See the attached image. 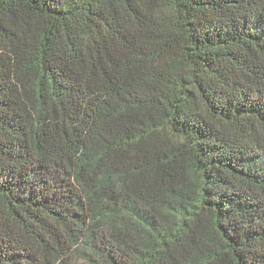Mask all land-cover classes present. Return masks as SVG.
Wrapping results in <instances>:
<instances>
[{"label": "trees", "instance_id": "16d2710c", "mask_svg": "<svg viewBox=\"0 0 264 264\" xmlns=\"http://www.w3.org/2000/svg\"><path fill=\"white\" fill-rule=\"evenodd\" d=\"M0 264H264V0H0Z\"/></svg>", "mask_w": 264, "mask_h": 264}]
</instances>
